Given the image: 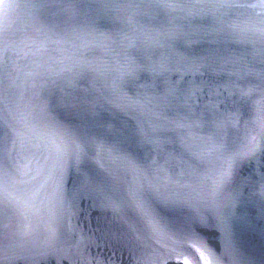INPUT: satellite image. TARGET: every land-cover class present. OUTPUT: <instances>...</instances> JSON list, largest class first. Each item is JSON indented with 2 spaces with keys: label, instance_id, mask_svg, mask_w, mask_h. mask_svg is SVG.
Listing matches in <instances>:
<instances>
[{
  "label": "snow or ice",
  "instance_id": "6c2138e0",
  "mask_svg": "<svg viewBox=\"0 0 264 264\" xmlns=\"http://www.w3.org/2000/svg\"><path fill=\"white\" fill-rule=\"evenodd\" d=\"M18 3L32 6L31 34L4 26ZM106 22H118L119 31L101 32ZM82 34L118 44L102 69L88 59L99 46L86 40L45 59L51 45ZM232 42L248 47H225ZM87 77L91 87L80 88ZM222 93L239 96L251 118L239 107L221 108ZM53 98L79 123L51 117ZM106 113L128 119L117 126ZM260 154L264 0H0V264H16L22 245L36 242L32 218L45 211L53 218L49 242L59 238L54 219L66 202L69 165L80 189L118 214L131 212L167 260L254 264L234 239L233 175ZM176 209L190 212L164 214ZM209 223L221 250L196 229ZM159 255L153 249L149 259Z\"/></svg>",
  "mask_w": 264,
  "mask_h": 264
},
{
  "label": "water",
  "instance_id": "95a60500",
  "mask_svg": "<svg viewBox=\"0 0 264 264\" xmlns=\"http://www.w3.org/2000/svg\"><path fill=\"white\" fill-rule=\"evenodd\" d=\"M31 5L26 3L14 4L11 11L4 18V26L11 33L18 36L25 32L31 34L34 31L32 22ZM86 15L81 16L82 22H88ZM195 23L199 24L197 20ZM108 26L101 27L100 31H119L118 22H106ZM86 40L92 46H99L93 55L88 59L100 69L106 62L112 60L118 50V44L113 40H103L98 34L81 35L68 38L67 42L60 45H51L48 56L59 57L60 51L64 54H71L72 43H80ZM199 49L201 45H192ZM225 47L233 51L243 50L248 45L241 43H229ZM177 51L184 52V47L177 48ZM143 83V78L140 80ZM224 83L223 79L220 81ZM91 87V77L80 81V88ZM134 88V85H129ZM258 98V97H257ZM240 97H228L222 93L216 103L223 107L241 108L243 119H250V110L239 103ZM49 115L55 120L66 125L79 123V117L75 110L63 108L57 105L55 98L50 101ZM43 118V117H42ZM7 121V112L5 113ZM105 120H112L117 126L128 119L120 113L104 115ZM92 167V165H89ZM233 186L239 195L236 205V221L234 224V239L237 248L244 257L254 261V264H264V154L256 159L240 164L233 175ZM63 189L66 193L64 206L57 210L54 223L59 229V238L53 242L48 240V225L53 223L47 211L38 217H33L35 229V243H24L19 249L20 259L16 264H175L167 260L164 250L154 240L148 238L139 230L137 218L131 212L118 214L113 211L94 193L87 189H80L77 183V172L71 165L66 169L63 178ZM51 191V189H49ZM228 193H225L227 198ZM189 209L165 210L164 214L170 218H178L187 215ZM197 231L213 249L221 250L220 233L211 226L196 225ZM156 249L160 255L149 256L152 250Z\"/></svg>",
  "mask_w": 264,
  "mask_h": 264
}]
</instances>
